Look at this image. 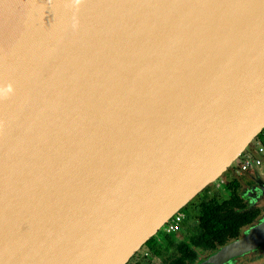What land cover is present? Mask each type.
<instances>
[{
    "label": "water",
    "instance_id": "obj_1",
    "mask_svg": "<svg viewBox=\"0 0 264 264\" xmlns=\"http://www.w3.org/2000/svg\"><path fill=\"white\" fill-rule=\"evenodd\" d=\"M263 129L264 0H0V264H126Z\"/></svg>",
    "mask_w": 264,
    "mask_h": 264
},
{
    "label": "trees",
    "instance_id": "obj_2",
    "mask_svg": "<svg viewBox=\"0 0 264 264\" xmlns=\"http://www.w3.org/2000/svg\"><path fill=\"white\" fill-rule=\"evenodd\" d=\"M223 175L219 178L224 182L221 190L208 186L181 209L196 222L185 240L175 244L167 240L165 245L151 241L155 255L167 254L166 264H193L198 254L207 255L237 239L240 231L257 216L256 211L245 207L239 180L229 173ZM134 259L132 256L126 264H147Z\"/></svg>",
    "mask_w": 264,
    "mask_h": 264
},
{
    "label": "flooded vegetation",
    "instance_id": "obj_3",
    "mask_svg": "<svg viewBox=\"0 0 264 264\" xmlns=\"http://www.w3.org/2000/svg\"><path fill=\"white\" fill-rule=\"evenodd\" d=\"M251 157L259 160L258 165H250L243 172H239L238 174H235V171H232V173L230 172V175H233L234 177H236V179L239 180V183L241 185L240 196L244 201L245 207L249 210H254L257 212V216L255 217L253 222L249 226L244 227L242 231H240V234L237 239L243 236L245 232H247V230L259 225L261 222L264 221V178H260L257 174V170L259 169V167H261V165L264 168V153L262 155H256L254 150V155ZM239 164L240 161L238 162L237 166H235V168H233L232 170H236ZM245 195H247V197ZM179 213H181L182 215V222L175 232L170 234H164L162 231V236H157L155 234L147 241V246L150 249L151 255L155 258H158L161 264H166L167 254L162 253L155 255L153 250L150 248L151 241H155L158 244L165 245L166 241L168 240L170 241V243L175 244L181 240H185L188 232H191L196 225V222L190 215L182 212L181 210L179 211ZM220 248L207 255L198 254L197 259L193 264H205L206 260L215 252H217ZM137 252L133 255L135 256V262L142 261L146 262L147 264H150V259L145 254H143L141 259H137ZM220 264H264V242Z\"/></svg>",
    "mask_w": 264,
    "mask_h": 264
},
{
    "label": "built area",
    "instance_id": "obj_4",
    "mask_svg": "<svg viewBox=\"0 0 264 264\" xmlns=\"http://www.w3.org/2000/svg\"><path fill=\"white\" fill-rule=\"evenodd\" d=\"M257 141V146L255 149L256 155H262L264 153V129L261 132V135L259 138L255 139ZM258 159L252 158L248 153H243L240 159V164L236 168L235 174H238L239 172H243L248 166L252 165H258ZM223 181L221 179H217L213 184L212 188L214 190H221L223 188ZM182 222V215L181 213L177 212L174 215H172L169 220L163 225V233L164 234H170L175 232L180 224Z\"/></svg>",
    "mask_w": 264,
    "mask_h": 264
},
{
    "label": "rangeland",
    "instance_id": "obj_5",
    "mask_svg": "<svg viewBox=\"0 0 264 264\" xmlns=\"http://www.w3.org/2000/svg\"><path fill=\"white\" fill-rule=\"evenodd\" d=\"M256 146H257V141H256V140H253V141L249 144V146L247 147V149H246V151H245L244 153H248L250 156H253V155H254V150L256 149ZM240 159H241V158H240ZM240 159L236 160V161L232 164L231 169L227 171V173H229V175H230V172L232 173V171H234V170H232V169L235 168V166H237V164H238V162L240 161ZM263 169H264V168H263L262 165H261V167H259V169L257 170V174L259 175L260 178H264V174H263L264 170H263ZM227 173H224L223 176H227ZM222 181H223V180H222ZM210 186H211V188H212L213 185H210ZM245 196L247 197V195H245ZM188 226H189V225H188ZM162 231H163V228H161V229L156 233V235H157V236L161 235ZM147 245H148V242H147L146 244L142 245V246L139 248V251L137 252V259H141V257L143 256V254H145L146 256L149 257V259H150V260H149V263H150V264H161V263H160V260H159L158 258H155V257H153V256L151 255L150 249H149V247H148Z\"/></svg>",
    "mask_w": 264,
    "mask_h": 264
},
{
    "label": "clouds",
    "instance_id": "obj_6",
    "mask_svg": "<svg viewBox=\"0 0 264 264\" xmlns=\"http://www.w3.org/2000/svg\"><path fill=\"white\" fill-rule=\"evenodd\" d=\"M11 90V88H9V91Z\"/></svg>",
    "mask_w": 264,
    "mask_h": 264
}]
</instances>
